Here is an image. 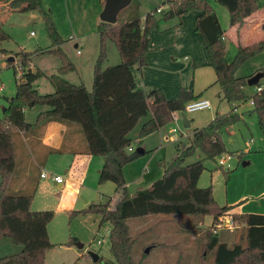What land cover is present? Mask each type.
<instances>
[{"label": "trees", "instance_id": "1", "mask_svg": "<svg viewBox=\"0 0 264 264\" xmlns=\"http://www.w3.org/2000/svg\"><path fill=\"white\" fill-rule=\"evenodd\" d=\"M31 1L43 14L51 45L46 49L18 53L20 66L17 67L21 72L16 81L15 93L8 99L3 117L0 118V239L9 236L15 244L22 246L20 252L0 258V264H45L46 250L54 246L47 232L54 212L30 208L35 189L32 185L36 181L30 177L27 157H23L26 144L21 139V133L31 132V141L29 139L27 143L29 148L32 147V142L36 143L42 136L43 126L50 121L66 125L68 134L74 129L80 131L89 154L104 159L98 182L110 181L115 186L114 195H118V198L114 203V196H106L105 201L87 207V211L101 216L100 224L110 223L108 238L113 258L105 261V264H140L131 255L134 239L127 221L153 214L194 215L201 218L210 215L213 225L219 217L229 215L241 225L240 229L237 228L238 239L228 243L222 240L218 231L214 232L213 227H209L205 235V255H202L198 264H204L205 256L210 252L214 264H264V214L231 213L235 205H218L211 186L198 187V180L204 171L203 161L185 164V160L197 150L203 153L205 159L217 163V157L226 151L222 132L240 120L235 110L223 114L215 112L207 125L192 131L187 144H177L176 154L164 165L163 175L149 187L128 194L123 176L124 165L145 152L144 149L142 153L127 151L132 143L129 133L140 119L147 118L139 130V137H144L171 122L173 112L183 110L186 103L201 95L181 85L176 97L169 99L160 88L153 87L146 93L140 87L138 76L146 65V53L150 51V33L159 21L155 13L161 14V19H172L190 11L199 12L195 28L205 42L207 65L214 70V84L218 85L221 98L230 105L250 100L246 92L247 77L237 76L236 73L246 60L264 52V38L239 45L233 58L228 60L224 30L207 0H167L169 8L166 11L158 6L145 15L144 22L136 12L121 23L100 21L99 49L93 66L92 89L89 91L83 83L72 84L64 78L75 66L62 50V40L50 13L43 8L42 0ZM133 1L135 8H138L139 1L132 0L130 3ZM215 1L227 9L231 27H240L248 16L264 8V4L260 5L258 0ZM159 8L161 10L157 12ZM260 28L264 31V23ZM8 38L0 22V43ZM107 41L115 44L120 62L104 67ZM1 52L5 50L0 49ZM33 54L58 56L61 64L57 72L45 75L38 68L33 71L29 66ZM260 70L264 73V67ZM41 77L48 79L52 92L40 93L35 88ZM149 99L153 103L150 104ZM36 107L34 119L27 120L25 112ZM253 111L264 144V92L255 100ZM16 138L21 149L15 142ZM19 155L21 171L17 170L16 158ZM23 173L27 174L25 181L19 179ZM18 183L21 185L15 188Z\"/></svg>", "mask_w": 264, "mask_h": 264}, {"label": "rangeland", "instance_id": "2", "mask_svg": "<svg viewBox=\"0 0 264 264\" xmlns=\"http://www.w3.org/2000/svg\"><path fill=\"white\" fill-rule=\"evenodd\" d=\"M138 1V8H135V1L123 8L118 13L116 22H123L133 12H136L140 16V20L144 22L145 15L155 10L158 5H162L164 11L169 8L167 0ZM209 1L220 12L218 13L219 16L216 15L221 27L228 31L233 29L229 28L227 9L215 0ZM258 3L263 5L264 0H258ZM42 5L50 13L55 24L62 40L60 44L62 50L75 66V69L68 71L64 78L72 84L83 83L86 88L88 87L87 90L91 91L93 66L99 49L98 24L101 21L99 15L103 9L100 0H42ZM12 7L17 6L11 4L0 8V22L4 31L9 35L7 40L0 43V49L5 50V52L0 53V84L5 85V91L0 92V118L4 114L3 108L7 106L5 98L9 99L14 95L16 81L21 72L17 67L20 66L18 53L46 49L51 45L46 33L43 14L36 6L30 5V7L10 10ZM96 7L99 10L96 11ZM261 9L263 10L260 14L264 17V8ZM155 17L159 21L157 27L152 31L158 35L163 34L162 38H166V34L173 24L178 23L177 17L161 19L162 15L159 13H155ZM263 23L264 21L255 28L249 37V41H241L240 44L247 45L246 42L250 44L261 40L264 31L261 30L260 26ZM93 25L95 26V33L86 37L85 34L92 32ZM188 27L187 25L186 29ZM69 35H73L78 40L77 48L74 47V41L68 38ZM225 45L226 58L231 60L238 46L229 39L225 40ZM190 48L191 45L188 44L187 47L179 51V55H175L173 48L168 46L164 52V58L161 60L162 73H165L163 78L166 83H171L173 79L180 78L184 80L186 85H190V89H186L192 90L194 94H201L200 98L208 99L212 104V109L185 114L186 118L190 120L192 125L199 124L197 127H203L211 121L215 112L223 114L233 109L240 116V120L222 132L225 154L229 153L233 157L227 165L219 167L216 162L205 159L199 150L187 158L185 164L198 160L203 161L204 171L198 180V187L211 186L213 198L218 205L238 204L237 207L240 208L241 212L264 214V144L253 106L249 104V99L237 105H230L223 100L219 94L218 85L214 84V70L211 67L199 65V63L193 66V60L199 62L203 51L206 55L205 49H199L196 43L195 54L197 55H195L189 50ZM77 49L80 51L79 53H77ZM114 55L119 56L116 46L112 41H107V60L104 67L119 63H113ZM195 56L197 57L195 58ZM8 57H13V61H9ZM172 57L178 58V61H174ZM185 57L187 58L185 59ZM60 64L59 57L54 54H33L31 66H29L33 71L38 67L44 72L55 73ZM263 67L264 52H260L246 60L239 67L236 75L248 78L254 72L261 71L260 69ZM35 88L40 93L52 92V86L46 77L39 78ZM246 92L249 97L255 94L252 86H247ZM37 109L36 107L25 112L27 120L30 121V112L34 114ZM145 119L147 118L140 119L129 133L132 138L130 152L143 148L145 153L123 167L128 194L147 188L159 179L163 175L164 165L175 156L176 145L179 143L187 144L194 128L183 127V119L180 113L177 115L176 121L171 120L161 128L160 133L167 136V140H161L159 132L155 131L144 137H139L140 126ZM15 142L21 149L19 139L16 138ZM20 155L16 161L17 170L21 171ZM96 157L102 159L103 162L102 157ZM59 159L60 156L57 152L49 153L46 155L44 163L39 165H41L42 172L59 175L66 181L67 175H63ZM244 162L247 164H243ZM99 171L100 169L92 166L85 179L84 187L82 190L80 189L79 193L74 194L66 193L65 183L64 186L58 187L50 176L40 177L37 167L32 164L30 177L35 178L36 184L32 185L35 189L30 208L54 212L52 220L47 225L48 238L54 246L46 250L45 264H105V261L113 258L108 238L110 223L100 224L101 216L87 211L89 204L103 202L106 196H114L113 203L118 198V195H114L115 186L112 182H98ZM28 172L29 169L27 168L26 173ZM21 176L19 179L25 181L27 174ZM136 177L139 179L132 182ZM62 201H68L66 205L69 206L71 205L70 202L74 201V206L71 208L62 207L60 206ZM212 222L210 215L201 218L194 215L153 214L130 218L127 223L130 235L134 239L131 255L140 264H198L202 255H205V235L209 227L214 228ZM239 229L219 230L218 232L222 240L230 242L238 239ZM98 240L101 243H97ZM153 243H157V245L152 247ZM78 244H83V247H78ZM21 249L22 246L15 244L9 236L0 239V258L16 254ZM147 249H149L148 252ZM89 252L99 254L100 262L93 261ZM204 264H214L211 252L205 256Z\"/></svg>", "mask_w": 264, "mask_h": 264}, {"label": "crops", "instance_id": "3", "mask_svg": "<svg viewBox=\"0 0 264 264\" xmlns=\"http://www.w3.org/2000/svg\"><path fill=\"white\" fill-rule=\"evenodd\" d=\"M207 1L212 6V8L215 10L216 14L220 13L219 10L218 9L216 10L214 5H212L209 0ZM100 3H101V6L103 7L104 1L100 0ZM11 4H15L17 7H12L10 10H17V8H24L27 6L30 7V5L31 6L34 5V3L31 0H0V8L7 7ZM160 7L164 9L162 5H160ZM97 9L98 8L96 7V11ZM262 10L263 9L258 10L257 12L248 16L240 27H235V26L230 27L229 26V28H233V29H230L229 31L223 29L225 40L229 39L230 41H234L237 44V46L241 45L240 44L241 41H244V42L249 41V37L252 34V32H254L255 28L258 27V25L264 21V17H262V15L260 14ZM198 13H199L198 11H190L188 14L177 17L176 19L178 23L173 24L172 28H170V31L166 34V38L161 37V36H164L163 34H160V35L155 34L154 31L150 33V42H149L150 51L146 53V65L142 67L140 74L138 76L139 85L141 88L145 90L146 93H148L153 87H157V88L162 89V91L164 92L167 98L172 99L176 97L177 88L179 86L182 85L185 88L190 89L189 87L190 85L189 86L186 85L184 80L180 78L173 79L171 83H166V81L163 78L165 76V73H162L163 70L161 68V60L164 58V52L168 46H171L173 48V51H174L173 53L175 55L177 54L179 55V51L187 47L188 44L191 45V48L189 50H191L194 54L196 53V50H195L196 43L199 49L201 48L205 49L204 39L202 35L198 31H196V28H195V19ZM219 15L220 14H218V16ZM221 15L224 19V15L222 12H221ZM126 19H124L123 21H126ZM187 25L189 26L188 29H186ZM94 33H95V26L93 25L92 32L85 34V35L87 37L88 35L94 34ZM70 36L71 35H69L68 38ZM263 38H264V35H263ZM70 40L74 41L73 42L74 47L77 48L79 45L78 40L75 39V37ZM246 43L249 44V42H246ZM206 56L207 55H204V51H203L201 60L199 62H196L195 60H193L194 61L193 65H196L199 63V65L208 66L207 65L208 57ZM196 57L197 56H195V58ZM186 58L187 57H185V59ZM172 59L174 61H178V58L172 57ZM112 61H114L113 63H118L120 62V57L118 55L117 56L114 55ZM30 66H31V62H30ZM44 73L45 75H50L53 72H44ZM198 89H201V88H198ZM4 91H5V85L0 84V92H4ZM5 100L8 101V98H5ZM148 102L150 104L153 103L152 99H149ZM4 109L5 108H3V111ZM35 113L33 114V112H30V120L34 119ZM187 121L189 123L188 128L194 127L193 130L195 128H199L197 127L199 126V124L192 125L190 120L187 119ZM67 131H68V127L66 125L56 122V121H50L46 123L45 126H43L42 136L40 137V139L36 143L32 142L30 146L32 145L33 146L30 148L28 147L27 141H29V139L31 141V138H32L31 132H27L26 134L21 133V139L23 140V143L26 144V146H24L25 149L23 152L24 154L23 157L24 158L27 157L28 167L30 166L31 168L32 164L35 166H38L40 170L39 172V176H40L42 171H41V165L39 164L44 163L47 154L57 152L58 155L60 156L59 160L61 162V171L63 172V175H67V179L66 181L63 179L62 185L56 184L54 181L53 182L58 187L64 186V183H65L66 186H64V188L66 190V193L69 192V193L76 194V193H79L80 189L82 190V188L84 187L83 185H84L85 179L87 177V174L90 168L94 166L95 168L101 169L103 162H102V159H97L96 156L89 154L85 139L80 131H78L77 129H74L69 134L67 133ZM155 132H159L161 140H167V136H163L162 133H160L161 128H159ZM187 135L189 136V134ZM129 148H127L128 152L131 151V149ZM43 178H46V177H43ZM138 179L139 177H136L134 178L132 182H135ZM20 185L21 184L18 183V186H16L15 188H18ZM85 202L87 203V201ZM60 204H61L60 206L62 207L71 208L74 206V201L70 202L71 204L70 206L66 205L68 204V201L66 202L62 201V203ZM233 205H235V207L230 211L231 213L241 212L240 208L237 207L238 204H233ZM234 241L235 240H231L230 242L229 241L227 242L232 243ZM156 245L157 243L155 244L153 243L152 246L154 247Z\"/></svg>", "mask_w": 264, "mask_h": 264}, {"label": "built area", "instance_id": "4", "mask_svg": "<svg viewBox=\"0 0 264 264\" xmlns=\"http://www.w3.org/2000/svg\"><path fill=\"white\" fill-rule=\"evenodd\" d=\"M161 8L157 9V12H160ZM70 39H73L74 36H70ZM80 51L77 49V53ZM255 94L251 96L249 100V104L251 106L254 105L255 100L257 97L264 92V79H260L257 85L253 86ZM209 110L212 109V104L208 99L205 98H198L196 100H192L188 103L185 104L184 109L181 111L173 112L172 113V120L176 121L177 120V115L184 112L185 114L188 113H193L196 111H202V110ZM175 131V129H173ZM232 155L229 153H224L220 156L217 157V165L218 166H225L228 164V162L232 159ZM41 177H48L50 176L51 179L56 183V184H61L63 183V177L59 175H52L51 173H45L42 172L40 174ZM213 231H219V230H232V229H237L241 227L240 224H238L236 221H234L229 215L228 216H221L218 218V221L213 225ZM97 243H101V241H97Z\"/></svg>", "mask_w": 264, "mask_h": 264}, {"label": "water", "instance_id": "5", "mask_svg": "<svg viewBox=\"0 0 264 264\" xmlns=\"http://www.w3.org/2000/svg\"><path fill=\"white\" fill-rule=\"evenodd\" d=\"M132 0H104L103 9L99 15L100 20L104 22H108L111 24H115L117 21L118 13L128 6ZM9 61L13 60V57L8 58ZM264 78V73L262 71H257L253 75L247 78V85L248 86H255L258 84L260 79ZM183 119V127L188 128L189 123L187 121L186 115L184 112L181 113ZM138 152L142 153V149L137 150ZM243 164H247L244 162ZM78 247L82 248L83 244H78ZM149 249H147V252ZM90 257L93 261L97 262L100 258L99 254L94 252H89Z\"/></svg>", "mask_w": 264, "mask_h": 264}]
</instances>
